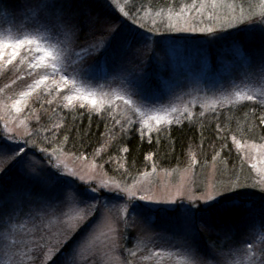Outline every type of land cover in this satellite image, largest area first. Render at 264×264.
<instances>
[{
  "label": "rangeland",
  "instance_id": "obj_1",
  "mask_svg": "<svg viewBox=\"0 0 264 264\" xmlns=\"http://www.w3.org/2000/svg\"><path fill=\"white\" fill-rule=\"evenodd\" d=\"M192 2L181 1L177 5L153 8L139 5L135 0V11L128 16L123 15L120 9L129 11L131 0H70L65 5L79 25V36L71 46L69 60L78 71L86 70L77 79L75 88L81 89V96L88 91L97 93L94 98L103 102V111L93 109L90 103L81 99L70 103L66 96L75 94V91H69L73 86L69 84L61 91L51 79L30 97H24V103L17 111L13 105L35 83L41 72L29 75L28 60L21 62L18 58L12 65H8L6 60L0 61V74L2 69H10L12 73L9 84L0 85V136L15 137L20 144L27 141L24 144L29 156L25 163L26 171L43 167L57 172L62 177L58 188L63 187L64 181L74 182L73 186H79L84 193L87 204L71 202L63 209L67 214L65 219L71 218L73 225L82 224L81 230L65 248L88 232L79 248L80 264H85V261L87 264H185L188 243H195L205 253L209 246L203 247L200 241L205 230L199 227V219L195 230L185 221L184 209L204 203L202 199L190 198L211 194L220 199L225 194L230 196L239 184V190L246 194L233 204L249 199L264 203V136L260 133L254 135L253 127L241 135L230 132L228 138L232 154L218 149L203 161L193 160L191 166L165 170L150 166L140 176L127 179H123V161L106 163L105 150L88 158L64 152L57 148L55 141L49 140L53 128L59 127L58 113L67 110H87L105 115L118 125V130H124L123 134L135 130L148 138L160 129L181 123L213 122L221 132L219 119L225 111L231 113L244 104L264 108V77L260 76L257 63L264 47V34L258 27L253 28L250 38L249 33H238L239 29L248 27L252 19L260 20V14L264 13V0H253L250 4L253 9L226 0L224 7L206 9L202 15L189 7L183 15L176 16L181 7ZM23 3L24 0H0V33L11 30L15 35L17 26L23 27ZM227 4H233L234 8ZM169 10L171 21L168 19ZM209 11L212 19H208ZM241 17L244 23H241ZM89 18L98 22L96 27L89 25ZM152 21L156 22L158 32L148 31L153 26ZM141 22L146 24L145 28L140 27ZM167 23L197 29L213 27L217 33L213 37L199 31L168 30ZM237 33L239 43L234 40ZM145 36L150 38L146 48L138 44ZM152 39L158 44L153 45ZM92 44L96 48L90 49L82 60L78 59L77 54ZM129 44L133 45L131 51H128ZM25 55L21 50V56ZM248 57H251V67ZM72 67L68 68L70 74ZM133 91L138 95L128 96ZM237 93L243 99H237ZM118 94L130 98L133 105L117 99ZM248 95L253 99L248 100ZM44 101L51 107L55 106L54 120H48L50 123L43 124L44 127L38 130L36 127L44 114L49 115L45 109L36 118L35 108L46 104ZM82 103L84 107L80 106ZM137 107L142 111L160 112L161 115L167 113L172 122L156 125L150 121V126L145 125L135 111ZM48 127L53 131L42 134L41 131ZM6 142L12 143V140L6 139ZM14 165V160L0 157V169H3L0 171V199L8 200L11 193L21 189L31 195L25 196L22 206L8 223L11 232L8 228L0 231V264H32L34 253L40 251L34 247V242L41 236L46 241V264H51L49 257L57 241L65 239L56 218L46 215L54 208H60L56 199L58 190H42L38 182L25 179ZM124 189L134 192L135 198H129ZM141 195L160 203L142 201L139 199ZM71 199L72 193L69 192ZM210 203L214 206L228 205L216 200ZM88 204L101 209L102 214L99 218L89 216L81 222L79 218L87 211ZM176 209H179V214L173 215ZM137 212L144 213V217L137 216ZM251 222L241 223L237 229L234 227L235 235L231 239L218 240L216 233L215 242L221 246L216 252L218 258L221 251L225 255L231 252L235 261L229 264H248L247 257H242L238 251L247 250L246 241L253 244L252 252L264 247V229L250 231ZM256 258H259L258 253Z\"/></svg>",
  "mask_w": 264,
  "mask_h": 264
},
{
  "label": "snow or ice",
  "instance_id": "obj_2",
  "mask_svg": "<svg viewBox=\"0 0 264 264\" xmlns=\"http://www.w3.org/2000/svg\"><path fill=\"white\" fill-rule=\"evenodd\" d=\"M115 2V0H114ZM70 0H24L23 5H21L24 15L21 17V21H24L23 27L17 26V34H13L11 30L6 33H0V61H5L8 65H12L14 61L20 58L21 62L28 60L29 64V75H33L34 72L40 71L41 75L36 79L33 85L29 86V90L22 94V98L17 100L13 107L17 111H20V105L24 103V97H30L33 92L40 88L41 85H45L50 79L53 80L54 84L60 88L61 91L64 90L69 84L73 88L69 91H75L74 95H67V100L71 103L73 100L81 99L87 103H90L93 109H98L100 111L104 110L103 102H98L94 98L97 93L94 91H88L83 96L80 95L81 89L75 88L77 79L81 78V74L85 73L86 70H77V68L72 67L71 61L69 60V53L71 46L78 39L79 36V25L73 14H70L65 5L69 4ZM132 7L129 11H125L123 8L120 11L123 15L128 16L130 12L135 11V0H131ZM226 0H200L199 3L193 0L191 5H184L181 7L180 12L176 13L177 17L183 15L187 8L195 10L198 14H203L206 9L215 10L218 7H224ZM228 7L234 8L233 4H227ZM160 15V13H157ZM212 12L209 11L208 19H212ZM169 21L172 19L171 10H169ZM243 17H241V23H244ZM88 23L91 27H96L97 21H93L89 18ZM152 27L148 29L149 32H158L155 27V21H152ZM141 28H145L146 24L141 22ZM258 27L260 32L264 34V13L260 14V20L255 21L252 19L248 27L239 29V32L249 33V38L253 33V28ZM166 28L168 30L175 31H191L200 33H207L210 36L215 37L217 30L213 27H203L197 29L196 27H180L173 23H167ZM113 31L115 29L113 28ZM22 33V35L20 34ZM234 37L235 42L239 43V34ZM150 38L145 36L143 39L138 41V44L143 45L145 48L149 45ZM152 44H158L157 41L152 39ZM104 46H107V41L104 42ZM96 48L95 44L90 45L82 49L81 53L77 54L78 59H83L84 55L90 50ZM133 48L132 44H129L128 51ZM21 50H24L26 55L21 56ZM249 67H251V57H248ZM257 63L260 69V76L264 77V47H262L260 55L258 57ZM72 67V74L68 72V68ZM42 70V71H41ZM48 91H51L49 88ZM106 95V94H105ZM138 95L137 92L133 91L128 93V96ZM237 99H243L240 93H237ZM117 99L123 100L126 105H133V101L130 98H126L125 95L118 94ZM248 100H252L253 96L248 95ZM84 107L82 103L80 105ZM136 112L140 114L143 118V123L150 126V121H154L156 125L162 122L171 123V119L167 118V113L161 115L160 112L152 111H142L141 108L137 107ZM175 111V109H172ZM6 139H11L12 143H7ZM27 144V141L24 142ZM24 144H20L15 137L5 138L0 136V157H7L15 161L16 167L21 171L22 176L29 181H36L40 184L42 190L46 192H56L58 190V195L56 199L60 203V208L53 209L50 213H46L49 217L54 216L56 218L55 222L62 226L64 240H58L55 248L53 249L52 256L49 257L51 264H80V253L79 248L82 246V242L88 235V232H84L80 239L75 240L70 247L65 248V245L69 241H72L73 236L76 235L78 231L81 230L82 224L73 225L71 218L65 219L66 213L63 211L64 208L68 207L71 202H78L81 205L87 204L83 191L79 186H73L74 182H63V187L58 186L62 182V177L57 173L45 169L43 167L36 168L31 172L25 170V163L28 161V152L24 150ZM41 151H44L43 149ZM255 167V165H253ZM3 171V169H0ZM240 185L238 184L236 189L232 191L229 196L227 194L223 195L220 199H217L211 194L206 195L201 198H190V199H202L204 201L203 205L193 208L189 205L184 209L185 221L191 225L193 230L196 229V222L199 219V227L203 228L205 231H217L218 240L223 238L225 240L231 239L235 235V230L230 225H225L223 228L217 229V226L204 220L201 216L202 213L210 211L214 205L210 202L216 200L217 203L225 202L228 204H233V201L239 199L246 193L240 191ZM129 198L134 199L135 193L128 189H124ZM69 192L72 193V199L69 200ZM30 193H25L23 189L17 191L16 193H11L8 200L0 199V231L8 228V223L11 222L12 217L15 215L16 211L22 206L25 196H30ZM142 201H149L154 203H160V201H153L151 197L146 195L139 196ZM242 203V202H241ZM51 207V205H49ZM133 209L136 205H132ZM229 211H239L235 204ZM101 209L95 207L92 204H88L87 211L80 216V221H85L89 216L99 218L101 215ZM246 215L252 216L249 210ZM137 216L143 218L144 213L137 212ZM7 217V222L5 221ZM51 223V220H50ZM264 229V216L259 219H253L249 230ZM11 232V229L8 228ZM247 250H238L242 257H247L248 264H264V247H261L252 252L253 244L247 242ZM45 238L40 237L39 241L34 242V247L40 251L34 253L35 259L32 264H46L45 261ZM187 248V258L185 264H229L230 261H235V257L231 252L225 255L221 251V255L218 258L216 252L221 249L218 242L210 243L208 246V251L202 252L195 243H188ZM61 249H64L61 251ZM258 253V259L256 258ZM87 264V261H85Z\"/></svg>",
  "mask_w": 264,
  "mask_h": 264
},
{
  "label": "trees",
  "instance_id": "obj_3",
  "mask_svg": "<svg viewBox=\"0 0 264 264\" xmlns=\"http://www.w3.org/2000/svg\"><path fill=\"white\" fill-rule=\"evenodd\" d=\"M136 1L139 5L152 6L153 8L162 6L164 8L169 5H177L181 1L189 3L191 0ZM233 1L249 6L245 8H250V4L253 3V0ZM11 76L10 69H2L0 85L9 82ZM44 103L46 104H41L35 108L36 118L45 109H48L49 114H44L42 121L36 127L38 130L44 125H48V120L50 122L54 120L52 116L55 106L47 105V101H44ZM251 108L257 110L250 111ZM235 109L231 113L225 111L219 119L222 125L219 127L222 130L221 132L216 128L217 123L213 122L197 125L181 123L160 129L147 138L142 137L135 130H131L130 133L126 131L123 134L124 130H118V125L110 117L98 115L87 110H67L58 113V118L56 119H59V127L53 128L54 131L52 127H48L41 132L45 134L46 131H53L52 138H49V140L55 141L58 149L70 154L91 158L95 157L100 151L105 150L104 159H106V163L114 162L116 164L119 160L123 161L122 167L125 170L123 179H127L128 177L140 176L150 166H156L163 170L191 166L193 160L198 158L203 161L218 149H223L225 154H229L232 149L228 138L230 132L233 135H241L246 129L253 127L254 135L255 133H260L264 136V108L251 107L248 104H244ZM40 141H43V139H40ZM110 172L108 171L109 174H111ZM241 202L236 203L239 211H229L233 204H228L224 207L221 203L220 205H215L210 211L203 213L201 216L204 220L214 223L217 229L223 228L225 225H230L237 229L241 223L264 216V203L262 201L249 199ZM249 210L252 216L246 215ZM178 212L179 209H176L172 214L178 215ZM198 222L200 223V221ZM216 233L217 231H209L207 234V231H204L200 239L202 246L205 247V245L207 246L210 243H216ZM123 244H125L124 241Z\"/></svg>",
  "mask_w": 264,
  "mask_h": 264
}]
</instances>
